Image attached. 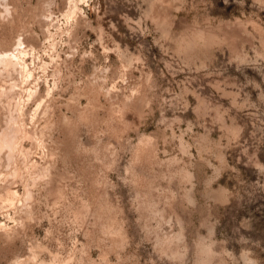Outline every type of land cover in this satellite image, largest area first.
Listing matches in <instances>:
<instances>
[{
  "label": "rangeland",
  "instance_id": "374dc122",
  "mask_svg": "<svg viewBox=\"0 0 264 264\" xmlns=\"http://www.w3.org/2000/svg\"><path fill=\"white\" fill-rule=\"evenodd\" d=\"M15 45L0 264H264V0H0Z\"/></svg>",
  "mask_w": 264,
  "mask_h": 264
},
{
  "label": "bare ground",
  "instance_id": "6f19581e",
  "mask_svg": "<svg viewBox=\"0 0 264 264\" xmlns=\"http://www.w3.org/2000/svg\"><path fill=\"white\" fill-rule=\"evenodd\" d=\"M75 1V0H74ZM76 4V3H75ZM7 7V6H6ZM7 10H9V9H7ZM9 13V12H8ZM21 38H19L18 39V41L16 42V45H18L17 43L19 42V46L20 47H22L24 44H23V42L24 41H21L20 40ZM21 44H23L22 46H21ZM15 45V46H16ZM14 46V47H15ZM17 47V46H16ZM15 47V48H16ZM23 48V47H22ZM17 50H14V51H1L0 50V69L1 70H3V71H5V72H10V74H12L11 72L15 69V70H18L19 68H20V71L18 72V73H22L23 71H25V68L26 67H28V63H27V60L25 59V57H24V54H26V51L24 50V49H21V48H16ZM28 50V49H27ZM30 52V51H29ZM29 53H27V55H28ZM26 55V56H27ZM27 58H28V56H27ZM31 64V63H30ZM29 67H30V65H29ZM1 70H0V72H1ZM30 70V69H29ZM2 71V72H3ZM31 71V70H30ZM32 72V71H31ZM28 73V72H27ZM8 74V73H7ZM23 74V73H22ZM25 74V73H24ZM20 75V74H19ZM28 75V77H29V74H27ZM2 76H4V75H2ZM27 77V76H26ZM29 79V78H28ZM27 79V80H28ZM40 80V79H39ZM42 80V79H41ZM17 81V80H16ZM16 81H14V83L16 82ZM11 83V82H10ZM14 83L12 84V85H14ZM16 84V83H15ZM17 85V84H16ZM16 87V86H15ZM37 88V87H36ZM3 91H5L4 90V86H3ZM1 89V90H2ZM6 90H7V92H12L13 93V91H12V89L11 90H8L7 88H6ZM37 90V89H36ZM6 92V91H5ZM5 92H3L2 94H4ZM9 94V93H8ZM7 96V95H6ZM5 96V97H6ZM17 96V95H16ZM34 96V95H33ZM1 97V96H0ZM18 98V97H17ZM10 99V98H9ZM14 99V98H13ZM11 100V99H10ZM14 100H16V98L14 99ZM16 101H18V100H16ZM9 103H11V101L9 102ZM13 103H14V101H13ZM17 104H18V102H17ZM10 107V106H9ZM16 107V106H15ZM11 108V107H10ZM9 108V109H10ZM16 109V108H15ZM9 111V110H8ZM10 111H12V110H10ZM14 112V111H13ZM11 113V112H10ZM16 116H14L13 114H9V119L7 120V121H5V122H7L5 125V127H4V129L2 128V131L0 130V149H3L2 147H7L8 148V150H7V155H8V157H12V149L14 148L15 149V146L17 145V143H16V140L19 138V136L21 135V133H23L24 135H25V137H26V135H28L29 133H27L28 131L26 130H23L22 128H21V125L23 124V122H21L22 124L20 125L19 124V122L16 120ZM26 118V117H25ZM28 126V125H27ZM30 128V127H29ZM24 132H23V131ZM30 132V131H29ZM30 133H32V132H30ZM30 135V134H29ZM28 137V136H27ZM32 137H33V135H32ZM1 152V151H0ZM5 154V155H6ZM6 155V156H7ZM7 157V158H8ZM1 159V158H0ZM10 159V158H9ZM8 160V159H7ZM9 161V160H8ZM11 161V160H10ZM35 161V160H34ZM8 163V162H7ZM9 166V165H8ZM15 167V166H14ZM14 170L16 169V168H13ZM17 171V170H16ZM15 171V172H16ZM44 173V172H43ZM16 174V173H15ZM20 175V174H19ZM18 177V176H17ZM33 180V179H32ZM7 187V186H6ZM5 187V188H6ZM9 187V186H8ZM27 189V188H26ZM29 189H30V187H29ZM26 191V190H25ZM31 191V190H30ZM28 192H29V190H28ZM9 204L11 203V201L10 200H12L14 197H15V195L17 194V191L15 190V189H9ZM25 195H27V192H26V194ZM29 195V194H28ZM31 196H32V193H31ZM30 196V197H31ZM32 198V197H31ZM26 199V198H25ZM2 202V201H1ZM3 203H5V202H3Z\"/></svg>",
  "mask_w": 264,
  "mask_h": 264
}]
</instances>
